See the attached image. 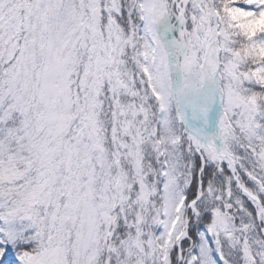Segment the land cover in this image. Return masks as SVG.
<instances>
[{
	"label": "snow or ice",
	"instance_id": "6c2138e0",
	"mask_svg": "<svg viewBox=\"0 0 264 264\" xmlns=\"http://www.w3.org/2000/svg\"><path fill=\"white\" fill-rule=\"evenodd\" d=\"M0 264H264V0H0Z\"/></svg>",
	"mask_w": 264,
	"mask_h": 264
}]
</instances>
